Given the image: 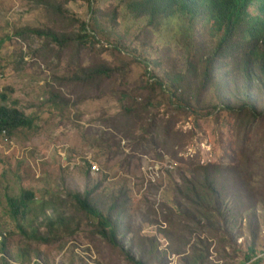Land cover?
Returning a JSON list of instances; mask_svg holds the SVG:
<instances>
[{
	"label": "rangeland",
	"instance_id": "374dc122",
	"mask_svg": "<svg viewBox=\"0 0 264 264\" xmlns=\"http://www.w3.org/2000/svg\"><path fill=\"white\" fill-rule=\"evenodd\" d=\"M132 1L0 0V107L34 124L0 136V264H250L252 249L251 261L264 264L259 64L245 75L243 60L224 63L201 93L204 66L188 71V56L213 55L218 24L206 10L151 20ZM248 10L264 21V0ZM83 21L97 40L61 47L16 33H83ZM184 30L197 49L187 51ZM100 65L110 76L83 82L81 71ZM148 67L167 91L149 86ZM176 74L188 77L185 101L170 95ZM26 191L32 197L12 216L8 198ZM78 193L118 227L120 245L98 233Z\"/></svg>",
	"mask_w": 264,
	"mask_h": 264
},
{
	"label": "trees",
	"instance_id": "16d2710c",
	"mask_svg": "<svg viewBox=\"0 0 264 264\" xmlns=\"http://www.w3.org/2000/svg\"><path fill=\"white\" fill-rule=\"evenodd\" d=\"M255 1L256 0H133L129 5L132 10L137 11L138 16L148 15L151 20H156L159 14L171 13L177 10L188 13L191 17L198 16V11L200 10H206L209 16L214 19V22L218 24L221 29V35L218 44L215 46L213 55L207 57V59L203 58L202 62L200 59V62L196 63L198 57L195 51L188 56L187 62L188 71L193 69L196 71L201 64L204 66L203 82L200 88V92L204 93L211 84L215 71L219 70L221 65L227 62L240 61L241 63V60H243L246 66H248L244 68L245 75L247 73L249 75L247 68L252 66V60L253 64L254 62L259 64L261 75L264 80V49L260 51L257 48V45L260 44L264 46V21L260 22L254 19L249 14L248 10ZM86 29L87 23L83 21V33L74 32L69 34L54 29L38 28H23L16 31V33L21 37L26 33H36L38 36H45L47 39H51L61 47H64L74 41L82 42L89 41L90 38L93 40L98 39L94 30H92L93 32L90 30V32ZM183 34V42L188 45L187 51H190L196 44V40L189 30H184ZM194 48L197 49V46H194ZM149 70L151 69L148 67V76L152 80V82L148 81L149 86L151 88L156 86L162 87L164 91H167L168 88L166 84L151 74ZM81 73L83 74L81 76V79L84 80L83 82H87L88 84L97 83L96 86H98L101 82V78L110 76L111 69L100 65L87 71L82 70ZM168 79L169 86L174 88V91L170 93L171 97L174 98L182 95L181 99L185 101L183 99V93L188 77L186 75L176 74L174 76H169ZM3 99H7L5 95ZM51 101H54V97L51 98ZM176 106L181 109V105ZM246 108L248 107L245 104L241 106V109L244 111L247 110ZM125 110L132 113V110H129V108ZM252 117L256 116L253 115ZM32 125H34L33 119L16 108L0 107V136L2 134L11 136L16 130H19V128H29L33 127ZM184 181L186 185H192L188 179ZM207 189L213 198L218 201V196L215 194L212 186H209ZM31 197L32 193L26 191L19 199L8 198V206L11 208V215L16 216L20 209L26 206V202ZM71 197L77 202L83 212L99 219L102 227L98 226V233H100L102 237L108 239V241L115 246L120 245L118 227L112 224L111 220L103 215V213L91 203L90 193H86L85 195L79 193L73 194ZM105 225H109L110 229H106ZM44 241L48 242L49 240L44 239ZM253 253L252 249V251L246 255V260L251 262L250 264H259L258 259L254 260L255 262L251 261L254 257ZM128 257L132 261L135 260L134 256L131 257V255L128 254ZM135 263L144 264L141 259H137Z\"/></svg>",
	"mask_w": 264,
	"mask_h": 264
},
{
	"label": "built area",
	"instance_id": "2783aa9c",
	"mask_svg": "<svg viewBox=\"0 0 264 264\" xmlns=\"http://www.w3.org/2000/svg\"><path fill=\"white\" fill-rule=\"evenodd\" d=\"M93 169H94V170H98V167H97V166H94Z\"/></svg>",
	"mask_w": 264,
	"mask_h": 264
}]
</instances>
